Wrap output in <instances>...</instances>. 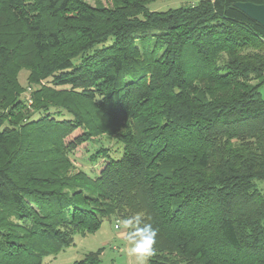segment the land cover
Returning a JSON list of instances; mask_svg holds the SVG:
<instances>
[{
  "label": "trees",
  "instance_id": "trees-1",
  "mask_svg": "<svg viewBox=\"0 0 264 264\" xmlns=\"http://www.w3.org/2000/svg\"><path fill=\"white\" fill-rule=\"evenodd\" d=\"M155 1L0 0V33L19 31L0 36V264H44L137 213L159 228L149 264H264V27L236 5L264 0ZM25 49L48 88L21 116ZM104 134L119 151L69 173Z\"/></svg>",
  "mask_w": 264,
  "mask_h": 264
},
{
  "label": "rangeland",
  "instance_id": "rangeland-1",
  "mask_svg": "<svg viewBox=\"0 0 264 264\" xmlns=\"http://www.w3.org/2000/svg\"><path fill=\"white\" fill-rule=\"evenodd\" d=\"M94 5L101 2L105 5H111L110 0H86ZM201 0H157L150 4V8L154 10H167L169 8L179 7L186 4L198 3ZM19 31L13 26L7 28L0 33L1 38L5 40L15 39L18 37ZM18 35V36H17ZM13 39V40H14ZM12 43L11 45H14ZM10 45V46H11ZM27 51H17L14 53L12 62V71L15 73L17 80V100L21 102L23 108L20 115L33 113V110L44 103L47 96H41L40 90L46 87L45 80L33 81L30 78L31 64L30 57L26 54ZM49 96V94H47ZM10 100L5 99L0 92V108H5L9 105ZM37 104V106H36ZM101 145L108 146L112 152H118L120 144L108 134L96 137L90 142L79 146L71 155L72 167L68 169L71 174L79 170H85L95 175L103 164V159L99 160L95 165L90 161V153L94 152ZM259 187L264 189V182H259ZM123 220L121 217L113 216L103 222L102 227L95 233L78 234L75 236V241L58 255H49L45 258L44 264H72L75 260L81 259L89 251H96L103 247L101 253L100 264H137L135 256L129 254L130 245L125 240L126 229L122 226L117 228L116 225ZM149 264V262H147Z\"/></svg>",
  "mask_w": 264,
  "mask_h": 264
},
{
  "label": "clouds",
  "instance_id": "clouds-1",
  "mask_svg": "<svg viewBox=\"0 0 264 264\" xmlns=\"http://www.w3.org/2000/svg\"><path fill=\"white\" fill-rule=\"evenodd\" d=\"M126 229L125 240L130 245L128 252L135 256L137 264H147L152 257L157 244L159 228L151 223V217L145 219L142 214H134L116 225L117 228Z\"/></svg>",
  "mask_w": 264,
  "mask_h": 264
},
{
  "label": "water",
  "instance_id": "water-1",
  "mask_svg": "<svg viewBox=\"0 0 264 264\" xmlns=\"http://www.w3.org/2000/svg\"><path fill=\"white\" fill-rule=\"evenodd\" d=\"M236 5L250 18L256 20L264 27V4L246 1L237 2Z\"/></svg>",
  "mask_w": 264,
  "mask_h": 264
}]
</instances>
